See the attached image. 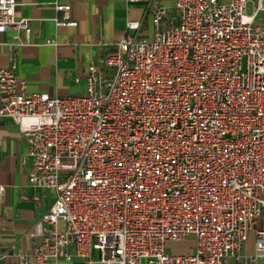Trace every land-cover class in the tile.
Listing matches in <instances>:
<instances>
[{
    "label": "built area",
    "instance_id": "2783aa9c",
    "mask_svg": "<svg viewBox=\"0 0 264 264\" xmlns=\"http://www.w3.org/2000/svg\"><path fill=\"white\" fill-rule=\"evenodd\" d=\"M17 6L0 0V32L23 44ZM56 9L57 25L76 24ZM150 11L153 36L128 21L80 95L28 92L16 62L0 68V116L27 142L29 181L56 193L18 264H264V0ZM189 237L192 251H166Z\"/></svg>",
    "mask_w": 264,
    "mask_h": 264
},
{
    "label": "crops",
    "instance_id": "0c3cea01",
    "mask_svg": "<svg viewBox=\"0 0 264 264\" xmlns=\"http://www.w3.org/2000/svg\"><path fill=\"white\" fill-rule=\"evenodd\" d=\"M154 2L173 6L174 0H18L16 16L30 21L31 34L25 43L17 31L0 32V68L17 64V74L27 82L28 92L51 97L80 95L86 89L91 61L104 56L127 33V22H142L139 35L153 36L150 6ZM69 6L75 25H57L63 12L56 4ZM253 6L247 4V12ZM255 22L264 27V11ZM27 142L16 122L0 116V264H18L20 254L40 243L39 221L55 202L56 193L30 183L32 158L25 157ZM250 240L245 251L250 253ZM73 251V249H72ZM59 258L52 264H79ZM225 264H237L234 259Z\"/></svg>",
    "mask_w": 264,
    "mask_h": 264
},
{
    "label": "rangeland",
    "instance_id": "374dc122",
    "mask_svg": "<svg viewBox=\"0 0 264 264\" xmlns=\"http://www.w3.org/2000/svg\"><path fill=\"white\" fill-rule=\"evenodd\" d=\"M250 242H252V236L250 239ZM194 247V241L192 237L187 238L184 241L176 242V241H168L166 244V251L168 253H185L192 251Z\"/></svg>",
    "mask_w": 264,
    "mask_h": 264
}]
</instances>
